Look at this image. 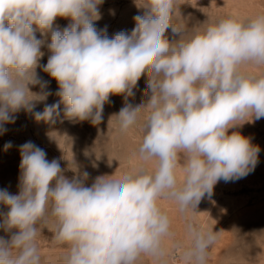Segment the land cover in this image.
I'll return each instance as SVG.
<instances>
[{
  "label": "clouds",
  "instance_id": "clouds-1",
  "mask_svg": "<svg viewBox=\"0 0 264 264\" xmlns=\"http://www.w3.org/2000/svg\"><path fill=\"white\" fill-rule=\"evenodd\" d=\"M103 2L0 0V135L22 110L38 122L99 125L114 95L124 98L110 117L118 135L141 131L130 170L99 175L90 186L87 171L75 167L69 178L44 149L20 145L18 192L0 189L7 209L0 230L10 234L0 236V264H41L37 239L45 228L66 249L60 264H138L144 256L168 264V241L185 264H208L219 232L188 213L219 181L244 178L259 162V146L230 130L264 118V72L246 70L264 66V12L189 28L177 0H144L131 32L109 37L94 23ZM57 18L71 22L61 30ZM38 68L58 85L59 99L42 112L33 111L36 102L52 93ZM142 76L148 98L133 106ZM162 199L184 214L187 245L175 239Z\"/></svg>",
  "mask_w": 264,
  "mask_h": 264
},
{
  "label": "rangeland",
  "instance_id": "rangeland-1",
  "mask_svg": "<svg viewBox=\"0 0 264 264\" xmlns=\"http://www.w3.org/2000/svg\"><path fill=\"white\" fill-rule=\"evenodd\" d=\"M143 3L144 0H104L99 6L101 18L94 23L98 30L106 27L109 37L122 30L130 33L135 27L133 18L145 11L139 7ZM177 3L180 4V18L189 28L232 14L243 18L264 12V0H177ZM70 22L69 19L57 18L55 24L62 30ZM168 35L172 37L170 30ZM36 36L42 38L39 31ZM41 50L45 55L40 64L44 65L49 53L46 46ZM246 70L264 72V66L249 65ZM37 73L43 81L48 82L45 90L52 93L46 102H36L33 111L42 112L44 103L51 104L59 99L55 95L58 85L40 68ZM146 82V76L138 81L134 89L135 96L128 100L133 106L147 100ZM32 91L39 92V86L32 88ZM123 106L122 96H111L110 103L104 106L103 121L99 125L68 119L49 124L36 121L31 113L23 110L16 114L15 123L5 125L7 132L0 135V189L7 188L10 193L17 194L20 174L19 147L27 141H32L44 149L49 161L58 160L67 177L74 175L75 167L80 171H87V186L99 175L114 174V178H120L130 170L129 161L138 148L141 135L139 128H134L123 137L116 132L115 120L110 117ZM63 107L61 105V110ZM231 131H239L249 137L254 145L259 146V162L256 168L239 180L219 181L214 186L211 198L206 194L196 207V213L190 210L188 216H194L197 223L207 228L213 227V231L219 232L218 239L209 250L208 264H264V118L245 123ZM8 142H11L12 147L5 150L4 146ZM177 174L182 178V169L178 168ZM159 203L171 217L175 239L187 245L184 214L179 211L174 201L162 199ZM0 211L7 209L0 204ZM52 235L45 228L37 239L41 264H60V257L66 251L63 246L53 242ZM0 236L8 239L10 234L0 230ZM167 245L168 264H185L180 258V252L174 249L173 242L168 241ZM138 264L157 262L150 256H144Z\"/></svg>",
  "mask_w": 264,
  "mask_h": 264
}]
</instances>
